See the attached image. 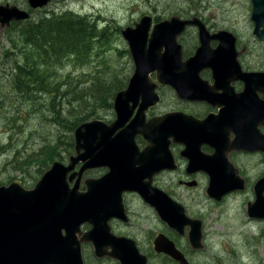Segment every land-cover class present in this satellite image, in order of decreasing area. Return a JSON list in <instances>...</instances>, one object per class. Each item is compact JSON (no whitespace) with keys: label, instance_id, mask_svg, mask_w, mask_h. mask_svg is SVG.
I'll return each instance as SVG.
<instances>
[{"label":"flooded vegetation","instance_id":"obj_1","mask_svg":"<svg viewBox=\"0 0 264 264\" xmlns=\"http://www.w3.org/2000/svg\"><path fill=\"white\" fill-rule=\"evenodd\" d=\"M0 7L24 10L16 4L7 2L0 4ZM25 11L33 17V13L37 10L30 11L27 4ZM251 15L252 6L249 13L252 29L234 28L230 21H225L223 25H220L216 17L204 18L200 15L187 17L170 15L169 17H160L159 21L148 16L151 18V29L156 24L168 21L174 16H178L181 20L197 18L203 28H200L198 24H194L186 27L176 36L178 49L175 51L173 61L176 68L172 70L176 88L160 84L156 79V72L149 73V79L156 84L154 92L158 97V101L144 111L145 123L164 115H174L176 123L189 135L187 139L181 135L178 138L172 135L169 136L166 139L167 147H164V141L159 140L158 143H161L164 147L162 154L157 158L150 156L148 160L143 162L138 158L147 146H152L154 143L151 144L141 134L135 136L134 142L139 154L134 159L132 172L141 173L126 172L121 176L137 178L139 192H122L120 210H117V216L112 217L107 222L109 232L114 237L125 240L126 242L123 243L125 246H129L130 242L134 243L139 254L146 257L147 264H168V262L179 264L168 255L156 252L154 241L159 236H164L173 242L176 249L184 255L189 264H194L193 255H187V252H199L189 244L188 232L190 228L186 227L184 235L180 236L167 226V223L162 220L161 215L158 213V205L161 204L164 198H168L180 205L188 218L203 221L201 216L192 215L188 204L183 205L178 200L176 193L171 190L173 187L188 191L189 194L200 183H205V193L214 203H222L228 197L249 192L253 196V201H247L246 203L245 215L247 218H245L240 230L263 223L261 221L264 218H259L260 215L250 217L248 214L250 206L256 205L257 200H264V37L261 38L255 33V23L251 20ZM144 16L129 27L135 28V24L139 23ZM1 22L0 41L3 40V42H0V51L5 46L6 39L4 37L6 32L13 24L21 21H10L8 25L5 24L4 26ZM233 24L236 25V23ZM263 29V27H260L259 31H263ZM175 48L176 45H173L172 49ZM162 52H165L164 48ZM127 54L131 60V67L127 73L126 86L113 95L111 109L103 111L108 113L111 111L113 119L104 121L102 118H92L83 123L99 120L109 125L116 120L114 98L120 91L128 87L134 73V63L128 47ZM158 89L169 91L170 103L173 108L154 113V109L163 101V96ZM140 103L141 99H139L125 125H128L136 117ZM131 105L132 103H129V106ZM75 129L72 134V153L63 154L62 159L55 158L46 171L51 169L54 162H58L65 168L70 166L69 159L76 157L74 149ZM82 152L81 150L80 153ZM166 154L169 155L168 159ZM65 158H67V161H64ZM151 161L153 164H151ZM191 163L194 164L190 166ZM83 165L84 162H78L67 173L66 179L68 180L71 174L79 173ZM108 172L107 167L84 170L79 181L78 191L85 193L86 180L100 179ZM89 174L95 176L90 177ZM166 174L173 176L169 182L164 179ZM217 177L223 178L229 188V192L222 196L220 201L211 198L207 193L210 180ZM77 179L78 176L76 175L69 182L71 189ZM261 208L257 210L261 211ZM148 214H151L155 225L153 228L148 226ZM91 228L92 225L88 222L80 225L82 234L88 232ZM62 233L64 235V231ZM76 236L78 240L82 237L78 234ZM260 236H264L263 231H260ZM85 247L91 248V255L83 258L82 252ZM106 250L108 253L112 251L110 247H107ZM80 254L83 264H122L119 259L112 256L95 255L94 246L91 242H81ZM123 254L129 256L125 247L123 248Z\"/></svg>","mask_w":264,"mask_h":264},{"label":"water","instance_id":"obj_2","mask_svg":"<svg viewBox=\"0 0 264 264\" xmlns=\"http://www.w3.org/2000/svg\"><path fill=\"white\" fill-rule=\"evenodd\" d=\"M26 1L30 9L38 10L55 0ZM250 1L255 33L263 38L264 29L259 31V28H264V0ZM0 14L2 26L8 25L10 21L29 19V14L18 8L0 7ZM194 24L203 28L197 18L181 20L174 16L151 29V18L144 16L135 24V28L127 27L121 31L132 56L134 73L128 87L114 98L116 120L109 125L99 120L79 125L74 132L76 157L69 159L70 166L65 168L54 162L33 189H25L18 180L0 187V264H83L81 242H91L97 256L109 255L119 259L122 264H147L146 257L139 254L134 243L130 242L129 246H125V240L116 238L109 232L107 222L117 216L122 192H139L137 178L121 176L126 172L141 173L132 172L134 159L139 154L134 142L135 136L141 134L151 144L154 143L147 146L138 158L143 162L150 156L159 157L164 147H167L166 139L169 136L178 138L181 135L187 139L189 135L176 123L174 115H164L145 123L144 111L158 101L154 92L156 84L149 79V73L156 72V79L160 84L176 88L172 72L176 68V64H173L175 51L178 49L176 36ZM173 45H176L175 49H172ZM139 99L141 103L136 117L125 125ZM129 103L132 105L129 106ZM159 140L164 141V147L158 143ZM168 157L166 154L167 159ZM78 162H84L81 170L71 174L67 180V173ZM97 167H107L109 172L100 179L86 180V192L80 193L78 188L82 173L88 168ZM76 175L78 179L71 189L69 182ZM222 179H211L207 189L208 195L216 201H220L229 192ZM256 203L257 206L249 207V216L260 215L259 218H264V200H257ZM158 206V213L171 230L181 236L186 227L190 228V246L199 251L204 248L201 221L188 218L184 209L168 198H164ZM259 208L261 211L257 210ZM85 222L90 223L92 228L82 234L80 225ZM77 234L82 235L80 240L77 239ZM107 247L112 251L108 253ZM124 247L129 256L123 254ZM154 247L156 252L168 255L179 264H189L173 242L164 236H159L154 241Z\"/></svg>","mask_w":264,"mask_h":264},{"label":"rangeland","instance_id":"obj_3","mask_svg":"<svg viewBox=\"0 0 264 264\" xmlns=\"http://www.w3.org/2000/svg\"><path fill=\"white\" fill-rule=\"evenodd\" d=\"M171 1L174 0H56L47 7L35 11L33 17L36 18L52 12L58 14L71 11L73 14L85 16L90 21L97 22L100 29L109 26V45L104 48L103 54L94 56L82 68L73 69L65 63L59 74L71 75L77 80L82 79L89 83L97 74L112 70L114 73L111 72V75H119L121 71L120 78L125 88L131 60L125 52L127 45L121 37V29L132 26L144 15L152 18L169 17L170 14L165 4ZM193 1L194 6L192 8L198 9L199 15L204 16V18L216 17L220 25H223L225 21H230L234 28L252 29V23L249 19L250 0ZM5 2L16 4L24 10L27 9L26 0H0V4ZM177 2L181 7H185L187 3L186 0H178ZM165 8L166 12L164 11ZM0 42L2 43L3 40ZM7 49L12 53L9 43L4 46V50ZM98 50H94L93 53H97ZM1 52L2 50L0 51V58L3 54ZM3 64V67H0V186H7L11 181L18 180L24 188L31 189L50 164L43 167L42 158L45 157L44 155L35 156L34 158L37 159L35 163L27 162L26 164L25 161L29 160L30 157L32 159L33 155L39 153L41 147L53 145L60 135L56 136L57 127L52 122L46 123L45 127L39 124L35 114L29 113L30 108H34L30 102L27 106L19 96L11 93L10 84L7 82L10 77L9 68L11 65ZM82 86H86V84ZM158 90L163 96V101L154 109V113L173 108L170 103L169 91L166 89ZM34 105L37 106L36 103ZM75 105L74 103L73 106ZM78 109L72 107L70 110L76 111ZM92 109L85 110L88 112ZM49 117L51 118L50 115ZM99 118L104 121L113 119L111 111L109 113L99 112ZM34 129L37 131L34 132ZM64 161H67V158ZM40 168L42 170L37 171ZM93 174L88 176L94 177ZM171 178L173 176L170 174L164 175L167 182ZM205 187V183H200L189 194L188 191L181 188L173 187L171 189L183 205L188 204L192 215L203 218L204 248L196 253L187 252V255H193V263L264 264V236H260V231L264 232V220L261 221L262 224L254 227L244 226L245 228L240 230L245 218H247L245 215L246 203L247 201L252 202L253 196L249 192L236 194L228 197L222 203H214L207 197ZM148 216V226L155 227L151 214ZM82 254L83 258L90 256L91 248L85 247Z\"/></svg>","mask_w":264,"mask_h":264},{"label":"trees","instance_id":"obj_4","mask_svg":"<svg viewBox=\"0 0 264 264\" xmlns=\"http://www.w3.org/2000/svg\"><path fill=\"white\" fill-rule=\"evenodd\" d=\"M177 1L165 4L170 15H199V10L192 8L193 0H186L185 7L179 6ZM156 19L159 21L160 17ZM109 28L100 29L95 21L64 11L13 24L5 34V44L9 43L12 53L2 47L0 67L3 63L11 65L7 80L11 93L19 96L27 106L30 102L34 108H30L29 113L35 114L44 127L52 122L57 127L56 136L60 135L53 145L43 146L33 155V158L45 156L42 158L43 167L55 158L62 159L63 154H71L74 129L89 119L99 118V111L110 110L113 95L124 88L121 71L119 75H111L112 70L97 74L89 83L59 74L65 63L73 69L82 68L94 56L103 54L109 45ZM94 50L98 52L93 53ZM84 84L86 86H82ZM72 107L79 109L70 110ZM89 108L93 109L87 112L85 109ZM30 158L26 164L37 160Z\"/></svg>","mask_w":264,"mask_h":264},{"label":"bare ground","instance_id":"obj_5","mask_svg":"<svg viewBox=\"0 0 264 264\" xmlns=\"http://www.w3.org/2000/svg\"><path fill=\"white\" fill-rule=\"evenodd\" d=\"M66 165V164H65ZM112 221V220H111Z\"/></svg>","mask_w":264,"mask_h":264}]
</instances>
